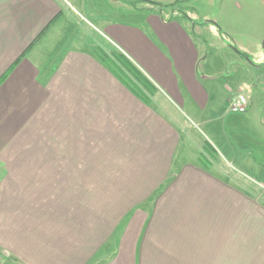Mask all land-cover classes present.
Instances as JSON below:
<instances>
[{"label": "crops", "instance_id": "obj_1", "mask_svg": "<svg viewBox=\"0 0 264 264\" xmlns=\"http://www.w3.org/2000/svg\"><path fill=\"white\" fill-rule=\"evenodd\" d=\"M175 1L0 0V264H264V195L227 167L264 185V140L250 162L206 136V162L191 127L225 118L235 79L264 130V46L237 45L240 0L154 4ZM88 25L153 83L150 103Z\"/></svg>", "mask_w": 264, "mask_h": 264}, {"label": "rangeland", "instance_id": "obj_2", "mask_svg": "<svg viewBox=\"0 0 264 264\" xmlns=\"http://www.w3.org/2000/svg\"><path fill=\"white\" fill-rule=\"evenodd\" d=\"M240 3L244 5L245 8L242 19L245 20L247 25L244 28L240 27L235 29V41L237 45L240 47L243 46L246 48V50L252 51L253 48L256 47L255 42L260 39L261 46L263 47L264 0H240ZM217 10L218 8L215 9L214 12L219 14ZM164 11L170 12V9H164ZM177 15L178 13L175 14V16ZM89 27V25L85 26L83 33L84 36L90 41L93 49L96 51H102L109 56L114 51H118L114 46L107 42L106 38H104L101 33L95 31L91 27L90 28L92 30H90ZM254 75L257 80L261 79L264 81V64L255 69ZM237 81L238 80L231 79L232 84H236V89H239L242 93L244 90L242 87H240V84ZM255 106L252 109L249 107L247 111L241 113L228 112L225 118L220 119L219 121H213L207 124H201L197 122L198 127L195 126V124H191V127L195 129L192 131L197 135V138H199L200 144L206 146V139L209 137L212 141H214V143L217 144L216 146L220 150L223 149L225 152L230 150V146H235L238 150L245 154V159H248L250 162H252L256 154L255 151L259 152L260 147L263 145L262 140H264V130L262 129L263 125L261 123L262 117L260 111L257 112ZM208 142L212 144L211 141ZM207 154L212 156V160L217 159V154L205 153L206 156H204V160L206 162L211 161ZM227 167L233 171V174L236 177H240V180H246V182L248 181L253 187H255L256 192L259 193V195H264V185L250 178L248 174L247 176L241 174L238 171L236 165L230 164L227 165Z\"/></svg>", "mask_w": 264, "mask_h": 264}, {"label": "trees", "instance_id": "obj_3", "mask_svg": "<svg viewBox=\"0 0 264 264\" xmlns=\"http://www.w3.org/2000/svg\"><path fill=\"white\" fill-rule=\"evenodd\" d=\"M126 2L136 4L145 0H124ZM186 0H177L176 2L169 5H159L162 9H170L174 11L180 4ZM241 56L251 59L250 56L239 50L237 47H233ZM100 59L140 98H142L146 103L152 101L157 89L153 83L145 76V74L122 52L114 51L110 56L102 51H97ZM6 77V75L1 79V81ZM204 146L205 153L216 154L215 148H212L211 144L206 142Z\"/></svg>", "mask_w": 264, "mask_h": 264}, {"label": "built area", "instance_id": "obj_4", "mask_svg": "<svg viewBox=\"0 0 264 264\" xmlns=\"http://www.w3.org/2000/svg\"><path fill=\"white\" fill-rule=\"evenodd\" d=\"M176 13L178 12L176 11L165 12V14L168 17L175 16ZM228 107L230 112H234V113L245 112L250 107V100L244 93H239L230 100Z\"/></svg>", "mask_w": 264, "mask_h": 264}]
</instances>
